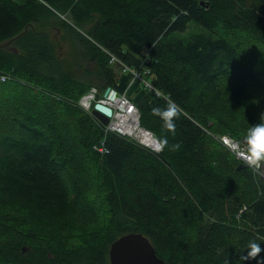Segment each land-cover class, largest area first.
<instances>
[{"label":"trees","instance_id":"obj_1","mask_svg":"<svg viewBox=\"0 0 264 264\" xmlns=\"http://www.w3.org/2000/svg\"><path fill=\"white\" fill-rule=\"evenodd\" d=\"M251 43L259 50L248 51ZM3 87L16 99L10 122L19 130L2 144L0 264H111V245L132 233L166 264H239L251 242L262 251L247 264H264V175L236 157L232 176L208 162L215 157L206 147L221 130L243 140L254 122L250 102L264 97V0H0ZM107 87L134 103L141 127L160 142L166 136L162 151L110 130L95 104H80ZM162 96L182 109L175 136L151 114L165 106ZM37 103L53 112L44 117ZM62 126L75 135L73 155L60 145ZM77 159L107 204L93 214L97 225L67 243L62 224L94 203Z\"/></svg>","mask_w":264,"mask_h":264},{"label":"rangeland","instance_id":"obj_2","mask_svg":"<svg viewBox=\"0 0 264 264\" xmlns=\"http://www.w3.org/2000/svg\"><path fill=\"white\" fill-rule=\"evenodd\" d=\"M194 25H196V24H194ZM191 31H193L192 26L189 28V32H191ZM49 32L51 35H54L56 38H59L61 34H64L63 31L62 32L58 31V33H61L58 35L56 30H51V29L49 30ZM189 32H186V34ZM60 45H61L60 46L61 51L66 50L65 52H66V54H68L70 51V48H71V43L67 39L64 38V39H61ZM249 50L258 51L259 48H257L256 43H251L248 46V51ZM247 55L248 56L251 55V59L254 58L253 54L247 53ZM91 78L93 79V81L95 83L101 82V80L98 76L97 77L91 76ZM0 93L3 94L2 97H0V164H1L6 160V157L3 153V149H5V148L2 147L4 139L7 138V137H4V135L9 133V134H12L15 138L17 135V131L19 130V126L17 123H14L12 120L10 122L11 117L16 113L14 111V109L16 110V108H15L16 99L13 97L10 99L11 91L7 87H3L0 90ZM250 94L260 97V95L254 90H251ZM42 105H44V106L42 107ZM36 107L42 109L44 117L53 112L52 109L46 108V105L44 103H37ZM250 107L252 108V112L254 114L253 124H255V123L259 122L260 114L264 113V97H261L259 99H255L253 102H250ZM243 117H245V116L243 115ZM50 121L54 122V119H51ZM54 124L61 126L60 123L54 122ZM44 126L47 129V127L49 126V123H40V125H39V127H41L40 129L44 128ZM62 133H63L62 137H61V133L59 134V136L61 138V140H60L61 144L60 145L63 148H65V146H66L69 150L68 153L73 155V153H76V145L74 146V144L76 143L75 135H74V133L68 135L69 129L66 126H62ZM218 133L221 135H229L228 132H225L222 130L217 131L216 135H218V136H216V137H217V140L219 142L217 140H215V141H213L211 147H209L208 145L206 146L207 149H209V150L212 149L215 158L208 157L206 155L207 160L209 163L213 164L216 167L215 163H213L210 160V159H214L216 162H218L219 169H227L230 171L231 175L233 176V169L235 168L236 156L234 155L233 152H231L227 148L224 149L221 146L222 144L220 143ZM222 133H224V134H222ZM229 136H231V135H229ZM62 143H63V145H62ZM77 158H79V157H77ZM64 161H65L66 165H69L71 159L66 158ZM77 161H78L77 167L80 170V174L83 173V175H84V176L83 175H81V176L83 177V180L87 185L86 187H88L89 189H94L93 192H90L85 197V200H88V202L90 200H94V203L90 204L89 207H86L87 208L86 209L87 210L86 215L82 216V214H80L78 211L73 212L70 219L66 220L62 224V227L59 231V234L62 236L61 238L63 240H65L67 243H72V241L78 237L77 236V229H85V228H89V227L97 225L99 223V218L93 214L101 212L102 205L107 204L106 201L104 200L105 194H104L102 188L97 183L98 178L90 176V172H89V170L85 164V159H83V160L77 159ZM260 171H262L264 173V167H261ZM2 197L3 196L0 194V198H2ZM4 198H5V200H7L5 196H4ZM212 221L214 223L218 222L219 226H221V224H222L221 223L222 219L218 218V217H214ZM16 222L19 223L20 221L17 220ZM16 222L14 219L15 229H18V224ZM103 227H104V225H103ZM227 233H231V228H229L227 230ZM185 239H188L187 242H190L192 240V238H190V237H185ZM49 241H50L49 239H45V240H39V242H38L37 240L34 239V241L31 242L30 244L31 245H42V244H48ZM42 246H44V245H42ZM251 259L252 258L250 257V253H249V255L246 254V256L245 255L243 256V259L240 261L239 264H247V262Z\"/></svg>","mask_w":264,"mask_h":264},{"label":"clouds","instance_id":"obj_3","mask_svg":"<svg viewBox=\"0 0 264 264\" xmlns=\"http://www.w3.org/2000/svg\"><path fill=\"white\" fill-rule=\"evenodd\" d=\"M166 102L164 107L156 106L151 109V114L162 121L161 129L164 132H171L175 136V121L182 114L181 107L169 96H162ZM167 146L166 136L161 138V147ZM233 147H236L234 144ZM180 144L175 143L171 150L177 151ZM237 151L243 155L244 162L253 171L258 172L264 167V113L259 116V122L252 124L245 132L242 143ZM262 251L261 246L255 242L250 243V256L255 258Z\"/></svg>","mask_w":264,"mask_h":264},{"label":"water","instance_id":"obj_4","mask_svg":"<svg viewBox=\"0 0 264 264\" xmlns=\"http://www.w3.org/2000/svg\"><path fill=\"white\" fill-rule=\"evenodd\" d=\"M117 91L107 87L104 96L115 98ZM93 112L108 124L112 115V107L97 102ZM243 165V164H241ZM240 167V166H239ZM111 264H166L160 258L149 239L140 233H132L117 239L110 248Z\"/></svg>","mask_w":264,"mask_h":264},{"label":"built area","instance_id":"obj_5","mask_svg":"<svg viewBox=\"0 0 264 264\" xmlns=\"http://www.w3.org/2000/svg\"><path fill=\"white\" fill-rule=\"evenodd\" d=\"M96 95H97V90L92 89L91 91H89L86 95H84L81 98V101H80L81 105L84 108H90L92 101L96 99ZM101 101L111 105L115 110L113 117H112V121L108 125H106L108 126L110 130H115L120 133L130 132V130L124 129L117 125V123L119 124L120 118L127 119L128 122L132 124L134 123L136 125V128H138V125H139L138 109L134 105V103H132L126 97L125 94L118 95L115 99L103 98ZM151 134H152L151 132L146 131V133L140 138L141 142L146 145H149L151 148H154L156 151H162L163 148L161 147V143L158 140H155V139L150 140L146 138V135H150L152 137ZM219 139L225 147H227L232 152H234L237 155V157L244 160L243 155L237 151V148L239 147V144L242 143V141L235 140L229 135H222L220 136ZM234 144L236 145V147H233ZM99 150L104 151V148L99 147Z\"/></svg>","mask_w":264,"mask_h":264},{"label":"bare ground","instance_id":"obj_6","mask_svg":"<svg viewBox=\"0 0 264 264\" xmlns=\"http://www.w3.org/2000/svg\"><path fill=\"white\" fill-rule=\"evenodd\" d=\"M118 126L124 128V129H128L130 131L135 130L136 129V125L133 123H130L127 121V119L125 118H120L119 119V124L117 123ZM146 138L152 140L153 138L150 135H146Z\"/></svg>","mask_w":264,"mask_h":264}]
</instances>
